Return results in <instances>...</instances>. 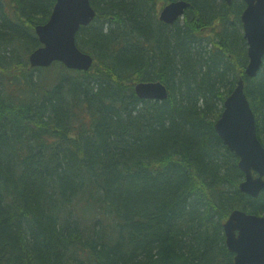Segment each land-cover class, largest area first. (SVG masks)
<instances>
[{
    "label": "trees",
    "instance_id": "obj_1",
    "mask_svg": "<svg viewBox=\"0 0 264 264\" xmlns=\"http://www.w3.org/2000/svg\"><path fill=\"white\" fill-rule=\"evenodd\" d=\"M87 71L30 67L55 0H0V264H233L223 223L264 215L214 123L236 80L264 145V56L247 77L232 0H89ZM138 81L168 88L141 99Z\"/></svg>",
    "mask_w": 264,
    "mask_h": 264
},
{
    "label": "water",
    "instance_id": "obj_2",
    "mask_svg": "<svg viewBox=\"0 0 264 264\" xmlns=\"http://www.w3.org/2000/svg\"><path fill=\"white\" fill-rule=\"evenodd\" d=\"M242 1L245 7L240 21L248 57L245 74L255 77L264 56V0ZM188 5L185 0L169 2L161 9L159 20L172 24ZM94 16L95 9L89 0H55L49 19L34 27L40 46L29 53L30 65L48 67L60 62L67 69L87 71L93 57L77 46L76 33ZM134 92L141 99L163 100L168 96L167 88L159 81H138ZM214 128L239 159L238 167L244 174L239 190L257 198L264 188V145L257 135L255 115L242 78L224 99ZM222 227L225 245L233 253V264H264V215L233 209Z\"/></svg>",
    "mask_w": 264,
    "mask_h": 264
},
{
    "label": "bare ground",
    "instance_id": "obj_3",
    "mask_svg": "<svg viewBox=\"0 0 264 264\" xmlns=\"http://www.w3.org/2000/svg\"><path fill=\"white\" fill-rule=\"evenodd\" d=\"M173 1H176V0H173ZM227 5H230L231 4V2H232V0L230 1V3H227L225 0H223ZM171 2V1H170ZM187 2V1H186ZM169 3V2H168ZM168 3H166V4H168ZM165 4V5H166ZM188 4H189V2H188ZM165 5H163L160 9H159V11H158V15H157V17H158V20H159V13H160V11H161V9L165 6ZM188 7H189V5H188ZM186 10V9H185ZM185 12V11H184ZM242 13V12H241ZM183 15H184V13L178 18V19H182L183 18ZM241 15V14H240ZM177 19V20H178ZM176 20V21H177ZM159 21H161V20H159ZM161 22H163V21H161ZM241 22V21H240ZM163 23H165V22H163ZM165 24H168V23H165ZM242 27V26H241ZM242 35H243V30H242ZM244 38V37H243ZM245 40V39H244ZM245 42H246V40H245ZM28 56H29V54H28ZM246 56H247V43H246ZM247 59H248V57H247ZM28 64H29V66L30 67H32L31 65H30V63H29V61H28ZM247 64V63H246ZM245 67H246V65H245ZM34 68V67H33ZM244 74H245V68H244ZM245 76H247L246 74H245ZM248 77V76H247ZM240 78H242V80L244 81V79H243V77L242 76H240V77H238L237 78V80H236V82L238 81V79H240ZM163 85H165V84H163ZM165 87L167 88V86L165 85ZM167 90H168V88H167ZM169 93V92H168ZM158 101H162V100H158ZM223 105V104H222ZM222 111V110H221ZM221 113V112H220ZM220 116V115H219ZM236 209H238V208H236ZM241 210H243V209H241ZM232 211V210H231ZM230 211V212H231ZM244 211V210H243ZM246 212V211H245ZM246 213H248V212H246Z\"/></svg>",
    "mask_w": 264,
    "mask_h": 264
}]
</instances>
